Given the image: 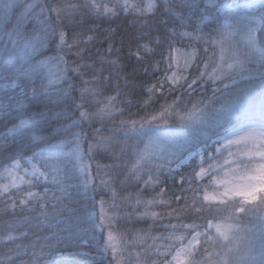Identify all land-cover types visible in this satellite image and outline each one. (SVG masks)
Returning <instances> with one entry per match:
<instances>
[{
	"label": "snow or ice",
	"instance_id": "snow-or-ice-1",
	"mask_svg": "<svg viewBox=\"0 0 264 264\" xmlns=\"http://www.w3.org/2000/svg\"><path fill=\"white\" fill-rule=\"evenodd\" d=\"M202 2L203 8L199 0H163L162 5L158 0H63L48 8L58 23L71 22L84 13L103 18L124 13L147 24L162 7L178 23L169 29L172 39L164 58V76L146 87L149 100L157 92L163 94L166 87L169 93L182 90L190 94L189 90L201 82L213 85L211 97L201 98L191 107L180 106V95L158 111H147L149 101H145L143 116L119 120L109 135L95 129V139L85 149L87 133L74 129L95 118L122 116L124 109L118 107L121 93L103 96L101 77L84 78L92 66L77 64L71 71L83 85L78 89L80 102L74 101L79 118L61 123L70 117L63 109H55L77 91L70 83L63 87L68 81V62L62 55L40 60L35 56L43 55L51 32L61 50L77 48L75 54L83 59L84 50L79 45L93 36L81 39L73 34L69 42L67 32L57 31L48 23L49 17H43V7L36 13L38 5L28 0H0V37L4 41L0 48V122L6 126L0 132V197L13 214L17 208L28 212L39 209L35 216L4 222L0 242L7 250L0 264H22V255L30 257L28 264H56L48 259L56 244L80 238L89 229L107 231L102 254L111 253L114 264H133V260L135 264H264V0ZM184 7L198 9L199 15L195 19L186 16L179 10ZM16 8L21 9L20 14L9 28V13ZM30 21L41 28L28 32L25 25ZM184 41L186 46L177 47ZM142 47L151 52L146 45ZM111 51L109 46V54ZM136 56L142 58L139 51ZM57 61V67L63 65L62 74L48 71L45 83V70ZM106 63L117 66L116 60ZM193 67L197 74L190 78L186 73ZM242 81H248V86L237 89L236 98L228 100L233 95L229 89ZM92 104L97 105L95 112L87 110L86 105ZM53 120L57 121L55 128ZM174 123L180 128L168 127ZM100 150L109 153L115 163H97L93 174L92 154ZM185 166L191 171L181 175L179 182L187 185L182 193L191 196H175L177 202L184 203L166 213L170 218L163 225L167 234H137L132 241L121 243L112 230L119 212L107 211L120 208L112 169L123 167L126 179L155 187L161 183L162 173L171 176ZM74 178L78 183L67 182ZM40 183L53 186L51 211L50 189L34 190ZM25 185L29 190H24ZM73 189H82L85 195L92 192L89 199L100 208L98 223L95 212L77 215ZM104 190L111 193V203L103 198L95 201L96 194ZM163 193L161 189L160 196ZM135 205L144 208L138 213L140 217L153 219L161 218L160 213L150 210L153 206L171 208L163 199L143 201L139 196ZM184 217L190 222H184ZM41 231H51V235L41 236ZM31 235L35 240L27 245L17 243ZM149 239L152 243L146 244ZM137 246L140 251H135ZM129 247L134 255L126 257Z\"/></svg>",
	"mask_w": 264,
	"mask_h": 264
},
{
	"label": "trees",
	"instance_id": "trees-1",
	"mask_svg": "<svg viewBox=\"0 0 264 264\" xmlns=\"http://www.w3.org/2000/svg\"><path fill=\"white\" fill-rule=\"evenodd\" d=\"M28 2L38 5L35 8L36 13H40L41 8L43 7V17H49L48 23L53 28L57 29V31L63 30L67 32L69 42H71L73 34H78L81 39L89 35L93 36L91 41L81 43L79 45V48L84 50L81 53L83 59L75 54L77 52V48H64L61 50L57 46V38L52 36L51 32H49L47 46L42 50L43 55L36 54L35 56L36 60H40L62 55L68 62V81L63 84V87L68 88L70 83L75 89H77V91H73L71 96L67 98V102L55 109L56 111L63 109L67 116L70 117V119L60 121L61 123H70L71 120L79 118V110L76 108V103H74V101L80 102V93L78 89H80L83 85L81 83V78L76 76V74L71 71V68L75 65L87 63L92 66L90 69L86 70L84 78L90 79L93 75H99L101 77L99 84L103 89V96L115 95L117 91L121 93L118 97V107L124 109L122 116L118 114L114 120H110L108 118L103 120L95 118L90 123L85 122L80 126V128L74 129V131L82 130L87 133V138L84 141L85 149H87L89 141H94L96 135L95 129H101L103 135H109L110 131L114 127L118 126L119 120L129 118L137 119L140 116H143L145 114V108L142 106L145 101H149L146 110L152 112L158 111L162 105L171 104L177 95L182 96V99L179 102L181 107L184 105L191 107L192 103L198 102L201 98L211 97V89L213 85L201 82L200 86H194V90H189L190 94H185L182 90L180 92L169 93L166 87L163 94L157 92L151 97V100H149V94L146 91V87L163 78L166 68L164 58L168 55L169 41L172 39L169 29L175 27L178 23L176 17L171 13L165 12L162 7L147 24H144L140 18L132 14L124 13H121L115 18L94 17L84 13L76 16L71 22L68 20H62L58 23L55 19V14H50L48 8L63 2V0H28ZM158 2L161 5L163 4V0H158ZM199 6L200 8L204 7L202 0H199ZM179 10L186 16H193V19L199 15L198 9L184 7ZM20 11L21 9L16 8L13 12L9 13L7 27L11 28L14 26ZM0 17H2V13H0ZM25 28L28 32H32L33 29L38 31L41 28V25L36 24L35 21H30L25 25ZM205 30L207 31L208 29ZM157 40L159 43L156 42ZM3 43V38L0 37V48L3 47ZM187 43V41H184L183 44H177V47L186 46ZM145 45L151 49L150 53L144 51L142 46ZM109 46H111L112 49L111 54L108 52ZM137 51L140 52L142 57L141 59H137ZM203 55V52H201V56ZM108 60H116L117 66L109 65L106 63ZM58 64L59 62L57 61L51 65V70H45V83H47L46 77L48 71L62 74L60 73V68H62L63 65H59V67H57ZM157 64L159 65L158 69L156 67ZM145 69H147V72H145ZM110 73L111 76L109 79H103V77L109 76ZM39 83L40 82L37 81V87H39ZM248 83V81H242L235 87L230 88L229 92H232L233 95L228 96V100H234L236 95L239 94L237 93V89L247 87ZM117 85L119 87H117ZM86 107L89 112H95L97 110V105L95 104L86 105ZM56 123L57 121L53 120V128H55ZM168 127L178 129L180 128V125L174 123ZM5 130V123L0 122V132ZM54 135L55 132L52 133V136ZM48 138L51 139L52 137ZM27 154L30 155L31 153L29 152ZM91 159L93 163V174L96 173L95 165L97 163L100 165H111L115 163L111 155L103 150L94 152ZM124 159H130V157H125ZM3 163H7V161H3ZM190 171L191 169L185 166L178 172L173 173L171 176H169L167 172H164L161 174V183L159 185L155 187H145L143 186L142 181L137 182L132 178L126 179V171L123 167L112 169V172H115L116 175H119V178H122L121 187L126 184H130L131 190L134 189L132 192L136 195V198L139 196V198L143 201L154 198L163 199L171 204V208L165 205L153 206L150 209L151 211H156L161 214V218L159 219L140 217L138 213L143 212L144 208H137L135 204L131 207H126V204L120 206V211L114 209V211L122 213L128 211L126 208L131 211L128 212L125 217L118 218L115 222V227L112 229L113 232L120 237L121 243L123 241H132L137 234H147L149 236L167 234L163 225L168 224L170 222V218L166 215V213L171 211V209L181 207L184 203L183 200L177 202L175 200V196L181 194H186L189 197L191 196V193H182V188H187V185H181L179 182V177L181 175L186 176ZM67 182L73 184L78 183L75 178ZM96 182L99 183V177L96 178ZM114 184L116 185V182H114L113 185ZM36 187H48L50 189L48 210L51 211L50 198L53 186L40 183ZM116 189L117 188H115V190ZM161 189H164L163 196H160ZM72 191L73 199L78 202L76 204V207L79 209L77 215L95 212L96 222L98 223L100 208L98 203L89 199L92 192L89 191L87 195H85L82 189H73ZM56 195H60V193L57 192ZM13 198H15V196ZM101 198L108 203H111L112 201L111 193L107 190L98 192L95 196V201H99ZM5 203V198L0 197V236L4 234L3 228L5 221L15 223L23 216H35L36 212L39 211L38 208L33 212H28L27 210L22 211L20 208H17L15 210V214H13V210L11 208H8L7 210L5 209ZM57 207H60V205H57ZM110 210L111 209H107V211ZM172 222H175V220L173 219ZM184 222H190V220L187 217H184ZM62 226L63 225H61V227ZM82 227L85 226L82 225ZM55 230V228L52 229V231ZM106 233L107 231L101 233L98 229H89L88 232L81 233L80 238L56 244L53 256L48 257V259L55 260L56 264H114V262L111 261V253H108L106 256L102 254ZM39 235H51V231H41ZM63 235H67V233H64ZM33 240H35V236L31 235L27 239L22 238L20 241H17V243H24L27 245ZM84 241H86V243ZM53 243L55 244L56 242L53 241ZM150 243H152V241L150 239L147 240L146 244ZM8 247H10V245ZM6 250L7 247L5 244L0 242V257L4 255ZM135 251H140L139 246L135 248ZM130 253L134 255L131 247L128 248L124 255L127 257ZM20 260L22 261V264H28L30 257L22 255ZM133 264H135L134 260Z\"/></svg>",
	"mask_w": 264,
	"mask_h": 264
},
{
	"label": "rangeland",
	"instance_id": "rangeland-1",
	"mask_svg": "<svg viewBox=\"0 0 264 264\" xmlns=\"http://www.w3.org/2000/svg\"><path fill=\"white\" fill-rule=\"evenodd\" d=\"M239 2H244V0H239ZM181 63H183L182 59L180 60ZM51 70V66L49 68ZM52 73H55V72H52ZM187 75L190 76V78L192 76H194L196 74V69L195 67H193L192 69H189L188 70V73H186ZM211 85L210 82H207L206 84ZM205 84V83H204ZM204 86V85H203ZM228 99V98H227ZM102 134V132H101ZM105 134V133H104ZM103 156V155H101ZM175 167V165H174ZM2 170V169H0ZM120 173V172H118ZM113 177H114V182H116V185L114 184L113 186H115L114 188H117L116 189V193H117V203L120 205V206H123V205H127L126 207H131L132 205L135 204V200H136V195L132 192L134 191L131 190V186L130 184H126L125 186H122L121 187V184H122V178H119V175H116L115 172H113ZM44 187L43 188H35L34 190H38V191H43ZM24 190H29L27 189V186L25 185L24 186ZM126 198V199H125ZM106 208H107V205H106ZM128 211H126L125 213H122V212H119L120 211V208H119V217L118 218H122V217H125V215L128 213V212H131L128 208H126ZM133 209H134V206H133ZM110 214L112 212H114V209H111L110 211H108ZM114 235L118 238V240L120 241V237L114 233ZM107 239V233H106V238L105 240Z\"/></svg>",
	"mask_w": 264,
	"mask_h": 264
}]
</instances>
